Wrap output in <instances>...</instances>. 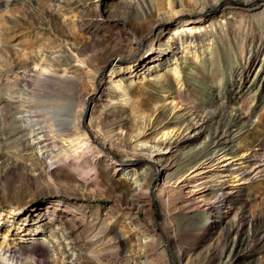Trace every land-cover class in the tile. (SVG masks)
I'll return each instance as SVG.
<instances>
[{"label": "rangeland", "instance_id": "374dc122", "mask_svg": "<svg viewBox=\"0 0 264 264\" xmlns=\"http://www.w3.org/2000/svg\"><path fill=\"white\" fill-rule=\"evenodd\" d=\"M170 3L0 0V264H264V0ZM175 11L204 24L182 39L166 31L149 60L107 75L115 58L136 61L157 18ZM88 106L85 123L119 157L165 150L201 124L164 156L175 160L168 199L157 179L137 209L133 181L90 156L81 160L99 182L48 164L37 130L53 152L81 135ZM219 154L237 160L225 182L181 195L173 181Z\"/></svg>", "mask_w": 264, "mask_h": 264}, {"label": "bare ground", "instance_id": "6f19581e", "mask_svg": "<svg viewBox=\"0 0 264 264\" xmlns=\"http://www.w3.org/2000/svg\"><path fill=\"white\" fill-rule=\"evenodd\" d=\"M182 1L188 2L192 0ZM204 1L206 2L207 0ZM219 1L221 0H215L217 4ZM175 2H177V0H171L172 7ZM160 3H163V0H160ZM219 9L224 10L225 7L222 5ZM186 17L188 16H185V13L180 14V11H175L170 15L163 14L159 16L156 24L152 28V37L148 40V43L145 44V42L143 43L141 39H138L139 42L143 43V48L140 51V57L136 61L130 62L126 65L119 64V61L124 62L120 59V57L113 59L107 64V68L110 69L107 75L112 77L116 68L122 70L134 69V67L136 68V65L140 62L149 60L156 51L155 44L159 42L166 31L172 30L174 31L173 36L182 39L187 35H191V32L195 33L199 27L201 29L204 24L202 23V19L195 20L193 18ZM103 71L104 70H102L99 74H102ZM88 107L91 108V106ZM90 117V119L93 118V113H91ZM85 118L89 119L86 115V111L84 110L80 113V115H78L74 125L79 129V133L81 135H79L76 139L66 140L65 143L62 145L60 144L61 146H58L55 150H53V152L48 149V144L50 142L48 129L42 128L41 130H37L35 134L38 139L37 142L39 144V149L41 150L44 159L47 160L50 166L55 163H62L64 166L69 167L81 175H89L90 172L93 171L95 173L94 176H85L84 182H86V184L96 182L99 178L96 166L93 165L92 167H88L81 159L90 156L95 163H105L107 166L112 168V173L115 176L121 175L133 181V203H135L134 207L139 210L146 207L144 206L145 201L150 198H155L153 186L154 180H162L163 184L160 188L159 195L168 199L170 195L168 186L171 181L166 178V172L171 169L175 160H173V158L168 161L163 160L164 156L166 153L175 152L182 142L196 137L199 133L198 128L201 126V124H197L194 131H186L178 134V136L176 135L174 138L169 137L168 145L165 150H162L159 145L154 144L152 147L145 146L132 148V150H128L129 152H127L126 157H119L117 154V148L120 149L118 143H115L114 141L105 142V140L100 137V133L98 132L96 126L91 125V122L89 126L85 123ZM53 147H55V145ZM229 162L231 165L235 166L237 160L234 158L229 159L228 156L219 154L213 159L207 160L201 167H199V169L192 171L189 175H186V177L177 179L173 182L177 185L178 191L181 195L184 194L187 196L197 197L195 195L203 189V187L205 188L209 182L214 180L225 182V178L229 177V174L224 172V170ZM239 181V177H234L233 180L230 182L228 181V183H238ZM224 187L226 188V186ZM198 204L207 205V201L206 199L198 200Z\"/></svg>", "mask_w": 264, "mask_h": 264}, {"label": "water", "instance_id": "95a60500", "mask_svg": "<svg viewBox=\"0 0 264 264\" xmlns=\"http://www.w3.org/2000/svg\"><path fill=\"white\" fill-rule=\"evenodd\" d=\"M89 113H90V107H89V109L86 111V115H87V117L89 116Z\"/></svg>", "mask_w": 264, "mask_h": 264}]
</instances>
